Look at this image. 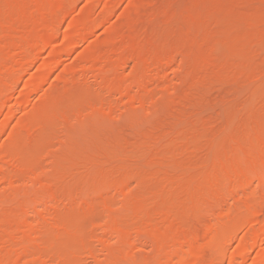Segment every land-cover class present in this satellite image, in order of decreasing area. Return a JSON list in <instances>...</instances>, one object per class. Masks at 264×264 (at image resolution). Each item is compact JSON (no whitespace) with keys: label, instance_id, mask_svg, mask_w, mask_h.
<instances>
[{"label":"bare ground","instance_id":"1","mask_svg":"<svg viewBox=\"0 0 264 264\" xmlns=\"http://www.w3.org/2000/svg\"><path fill=\"white\" fill-rule=\"evenodd\" d=\"M78 1L80 0H0V118H1L0 120H2L0 121V182L4 181L7 182L10 186L15 185L16 187L17 186L16 183L18 184V186H20L21 185L20 181H23L25 178H28L30 180L33 179L31 182L34 181L35 184L36 183L37 185L39 184L42 190L45 189L44 191L45 193L40 192L43 195H40L38 193V190H37L38 194L36 193V188L38 186L35 188L34 191L32 190L33 192L30 190L28 194L27 193H19V195L17 194L18 198H20L18 201L24 205H27V203H33L36 205L44 202V203H48L49 205L51 204L55 208H58L59 206L63 205L67 209L66 210L67 212H69V210L71 211L75 209V207L82 210V212L83 211L89 212L93 207L92 204L93 200H91L92 202L91 203L88 199H86V197L82 196L83 192L80 194L79 192L73 191V189H70L69 187L65 188L66 186L70 185V181H74V180L64 178L65 179L64 182L70 180L67 182L68 184L63 183L65 184L64 187V185L57 183L58 180L53 181L51 183L49 182L50 180H48V177L45 179L42 178L43 176L45 177L44 174L42 175L41 172H39L38 174L36 173L37 170L38 171L41 170L39 166L36 165L39 162L37 161L35 162L37 157L34 159L33 154L35 155L36 153L37 155H39L38 153L43 152L41 149L39 150L41 146L37 143L38 142L40 143V138L41 137L43 138V136H44L43 138L44 142L45 143L48 142L45 139L46 134L44 135V132L45 133L48 132L49 134H52L50 132L52 131V128L50 129L49 126H51L53 123L55 124V122H64L68 124V122L70 123V121L73 122V120L78 119V116L79 119L85 116L86 114L83 115L84 112L81 115L82 117L80 116V113L82 112L81 107H80L81 109L77 107V109H79L78 110L79 114L71 112L72 113L71 115L74 116H70L69 107L70 109H74L75 107H73L72 105V103L74 102L76 104L78 103L79 105H86V108H88L92 114L95 113L92 115L93 117L91 119H93L94 116L100 115L99 113H102L103 116L104 113L106 114L105 116L107 115L113 116L117 112V110L120 109V105L118 104L119 102L117 101L118 103H116L114 101H111L110 98L106 99V97H104V94L101 91H105L112 95L119 94L122 99H125V101L130 103L131 105L137 104L141 108H146V109L147 108L149 109L151 106L154 109L153 110L151 108V111H155V110L160 111V109H162V106L167 104L166 102L164 103V105H162L159 100L155 102V99L158 98L159 99L161 98V101H163V96L162 94L160 95L161 91L162 93L172 91L174 96H173V101L172 102L170 101V103H173L172 106L174 105L173 107H175L176 110L174 108L173 109L174 111H171L172 109H170L171 108L170 107L169 109L171 111V115L169 117L168 116L166 117L164 113L166 111H167L166 114L170 112L168 109L169 107L168 105H170L169 103L166 106H164L163 109L167 108L164 112H162L163 109L160 111L162 112V114H164L165 118L163 117L164 119H161L162 122L159 120L158 123H156L158 124L159 128H156L155 130H159L158 131L159 133H156L159 134V136L158 135L149 136L150 135L149 134L148 136H146L145 139V136L143 134L142 139L145 140L143 141L141 139L140 140L137 139L138 140L137 143L131 142L130 140H128V138L126 140L123 139L115 140V142L118 143V146H122L121 148L123 147L125 148L122 151L121 157L124 158V160L132 161L133 164L135 165L133 164L128 165V163L114 164V162L112 161L113 158L108 156V153L109 155H112L114 153V152H109L110 149L113 147L112 146L107 147L106 145L107 143H106L105 144L106 146H103L104 144L98 146L99 150H101L104 147L103 150L100 151L101 153L98 152L97 154L96 151L93 152L96 154L94 155L96 156V158L94 159L91 158V160L87 159L89 160L87 162H83L82 160L81 163L83 165L81 164L77 166V168L75 169L74 173H76V175L79 178H90V177H93L91 179L95 178V183H94L95 185L92 186L91 183L92 188L89 189V192L91 191L92 193V194L90 193L89 197L94 195L95 193L96 195L97 194L99 195L108 190H114L116 194H121V196L123 197L122 202L124 205V209L123 207H120V209L118 210V213H120V211L122 210L121 213H123V216L122 214L121 215L118 214V216L123 217L122 219H124L125 222L124 220L122 221L116 220V219H121V217L116 218L117 214L115 216H112L115 217L114 219L115 221L107 222L108 225L106 228H108V230H111L113 233H115L114 235L117 237V240L119 242L116 248H110V247L104 248V250L107 252V255L109 256L108 259H110V261L108 262L112 264L113 262L118 261L117 258L121 259L123 257L130 256L129 254L131 253V250H135V249L138 250V248L150 244L155 249L154 255L151 258H144L143 260L142 258L141 260L139 258V261L136 259L138 263L222 264L223 260L227 257L230 263H234L237 262L238 260L246 261L247 258L250 256L251 251L257 248L256 254H254L251 264H264V111H263L264 108L260 111L262 112V114H259L260 112L256 113L254 111L255 109L254 110L252 109V107L255 108V106L250 105L252 104L251 102L245 105L244 101L247 100L243 97L242 98L244 100L239 97L242 100L240 101V99L238 98L239 101L238 104L236 105L237 107L239 106L242 109L235 108V110L237 111L238 109L241 110L244 109L246 111L245 112L243 111V113L250 112V114H247L244 117H242L241 118L242 120L240 121L241 123L239 121H236V119L238 118L235 117L232 119L235 120L232 121L231 120V118L233 117L232 114L230 120L229 118H227L226 122H230L231 123L230 125L236 126L240 123L238 126H236L237 128L240 127L239 128L240 131L239 129L235 128L231 132L228 131L229 133H227L228 135H226V137L224 131L223 132L224 137L223 135L221 137L222 141L218 142V144L221 143L220 149L219 151H217V153H214L216 151L213 152L214 156H212V159H210L211 155L209 154V149L207 151H204L207 149L204 147V150L202 151L205 152V154L208 153L210 155L208 159L212 161L210 162V166L211 165L212 166L210 167L206 165L208 162L204 163L208 157L207 156L205 158L206 156L205 154H202L204 155L203 158H205V160L201 158L203 161L202 162L200 161L202 165H200L201 163L199 162L200 157L195 156L197 159H199L198 160V162L200 163L199 166L197 164L192 165L195 164L193 162L196 160V158L190 156L191 154H193L192 156L196 155L197 153L199 154L200 152L197 151L201 149V146L205 141V139L206 141H210L208 137L211 138L209 136L211 135V132L212 134L216 133V132L214 133V131H216L217 127L213 126L212 128L211 124L214 121L215 122L222 121V119L221 121L220 119H217L216 121L217 118L215 115L216 111L212 112V110L214 109L211 110V107H209V109L212 113L208 110L210 113L205 115V113H208L206 112L207 105L208 104L211 105V103L215 102L217 99V98L213 99L215 97H212L211 96L212 94H209L211 90L218 89L216 87L214 88V86H219L218 84H220V86L223 87L224 86L223 83L226 82H229L230 84L232 83L234 84L238 82L247 83V81H252L254 78L256 79L257 78L256 76H261L264 74V53H262L261 51L264 45V27H262L263 31H260L261 25H264V23H259L261 20L264 21V0H237V1L235 0V2H233L234 0H229L230 2L229 1L228 2L230 4L231 3L236 4L235 7L231 6L226 1L231 6L230 10L228 11H230L234 15V16L233 15H229V16L233 18L234 20L233 22L236 21L235 22L236 26L237 27L246 26L244 28L250 30L247 31L246 33L244 32L245 30L244 28H243L244 30L240 27L237 28L240 31L242 30V32L246 33L245 37L243 36L244 38L241 37L242 40L238 38L239 42L234 40L230 42L231 39L230 37H228L227 40L229 42L226 41L227 38L225 40L221 38L223 42L226 41L224 44L226 43L232 44V46L229 45V47L230 46L233 47L234 45L233 41L235 42V46L231 49L228 46L224 47V49L226 48L227 50H229L230 58L228 57V55L222 52L223 55L225 54L227 56L226 57L224 55L225 57H223L224 58L223 60L221 56L222 53L221 52L218 53V50L217 51L215 50L216 48L220 49L219 47L220 44L219 45L217 44L219 47L218 48L216 47L215 42H211L214 41L212 39L214 38L215 35L216 36L214 39H216L217 36L219 37V35L221 36V34L225 37L228 34L226 28L233 27L234 26L233 24H235L232 23V25H229L227 22L228 25L225 24L226 26H224L226 32L224 31L222 26L220 27L221 32L223 30L225 34L221 33L219 29H218L219 31H217L220 32L219 35L216 34L215 30L217 26L214 25H217L216 24L217 22L214 21L215 20L218 21L219 19L221 20L224 13L227 12L223 7L220 9L221 10L223 9L224 13L221 10L217 9L219 8V6H221V4L223 6V4L226 3V2L224 3L223 0L221 1L219 0L220 2L217 0L219 2V5L218 2H216L217 5L215 6H213L214 4H216L214 3L215 2L214 0H206V1L190 0L192 3L191 5L195 4V7H197L198 5L200 6H198L199 7L198 10L197 8L190 7L188 8V12L187 10L183 11L185 12L183 13L184 16L182 15L184 21L190 20L188 22L185 21L184 24L188 23V25L189 24L191 25L192 22L194 21L198 22L197 27L199 28L196 27L197 29L195 30L196 31L198 30L199 32L193 30L195 32H193V34L191 33L192 36L188 37L187 40H185V38L187 37L186 34L183 35V33L180 35L177 32L176 34L178 36H173L175 38L179 37V39L180 36L183 37L186 36L184 38L186 43H184L185 41H183L182 38L181 39L183 42L181 43L179 42L181 39L180 40L178 39L179 41L176 40L171 42L173 39L170 40L171 38H168L165 39V42L166 41H170V42L169 44L168 42L166 44L165 42H162L164 41V39L161 38L162 36L159 35L161 34L159 32H158L159 34H157V37H155L156 36L155 33H157L156 31L161 30L160 28L164 29V26H168V27L170 25L174 26L178 21H179L178 23L180 24L181 22L183 23V21L181 20L182 17L178 19L174 14L173 16L172 15L163 16L162 22H164V24L166 25H163V27L158 26V28L156 26L155 27L153 26L154 28H156L155 29L156 31L154 30L155 40L152 38L153 36H150L151 40L154 43L152 47L151 44L150 47H148L150 38L149 37L147 38V35L149 36L147 30L149 32L150 28L146 29V31L144 30V28L148 25V24L146 25V23L152 20L154 16L157 15V13L159 14L160 10H156V11L154 10L155 9L154 3L157 4V2H154L153 0H150L151 2L148 0L149 4L152 3V1L154 2L153 7L151 4L150 5L148 4L150 7L154 8L153 10H151L150 7H149L150 10L149 8H147L148 9L147 10L146 7L141 8L140 6H143L145 4L142 3L146 2L147 0L146 1L139 0L137 1V3H135V6L132 5L133 3L131 5L128 3L131 7L129 8L128 11H126L127 13L125 12L124 16L122 15L123 13L121 14V17L125 18V19L123 18L125 23L129 24L130 26L128 27L127 25L124 24L127 28H130V29L125 28L127 30V31L125 30V32L127 33L129 31H133L132 29L134 28V30L137 31V34L136 32L133 31L134 32V34H132L133 36L130 34L132 36L131 38L128 36H122L123 35L122 32H124V27H125L123 25L124 27L123 26H122L123 28L120 27L121 30H119L121 32V34L119 33L121 36L120 39L118 38V33H117L119 31H113L115 32L114 34L113 32L112 34L111 32H109L111 36L112 37L115 36L114 38L116 39L112 38L108 46L110 48H108L106 52L103 50V48L99 49L101 47H99L98 44H95L98 49L96 48V46H94L95 49L93 48V50L95 51L92 50V52L89 53L86 52V48H85L83 49L85 51L84 52L85 54L81 55L82 59L80 58L79 60L78 58L79 55L77 54L78 56L76 55V57L78 58L79 61L74 57L76 59L74 63L68 62L70 63L71 67H69V65L67 64L68 68L62 71L63 67H65L63 66L65 65L63 63L67 60V59L64 60V56L67 53H69V51H73L74 48H76L82 42L90 38V35H93L96 32L95 29L101 26V23L104 24L105 21H108V19H110L109 18L110 16L112 18L113 10L116 9V7H118L120 4H122L121 2L124 0H113V1L111 0L109 2L108 0H86L89 6H93L95 4L98 5L102 3L103 6L101 10V15L99 17H97L96 15V18L86 17L82 15L84 19L81 17V13L79 17H76L78 15L76 16L74 15L76 18L71 17L72 19L71 20L69 19L70 20L69 26L67 25L69 27L68 29L69 31L65 32L66 34H64L61 37L62 39L60 41H56L55 43V39H59L56 33L59 32V28L63 25L64 22H66L65 20L70 17V14L73 10L72 8L75 5L77 6V4L79 3ZM167 1L171 3L172 0H163L162 5L165 4V6H167L169 4V3L168 4L165 3ZM210 2H211L210 4L211 7L208 4ZM237 4H239L238 5L239 8L241 7L244 8V6L246 5L245 6L246 11H244L245 8L244 9L241 8L242 10L241 9L239 10V8L237 9L236 8L238 7ZM148 5L146 4L147 7ZM162 5L160 6L162 7ZM204 5H208L209 7L208 6L206 7ZM229 5L224 7L226 8L230 7ZM201 6L204 7V9L201 8ZM232 7L237 10L232 11L233 10ZM157 8H159V6ZM208 8L209 11L207 12L206 9L208 10ZM133 9L134 10L136 9L135 11H139V12L135 13L134 11L133 13L134 15H133L131 13L133 12ZM191 9H196L197 12L199 10L200 11L198 12V14H196L197 12H194V10ZM257 10L259 12H257ZM190 11H192V13L194 14H192ZM188 13L189 16L187 15ZM226 14L228 15V13ZM229 16H225L226 19L224 17L222 19L229 21L230 18ZM186 17L188 18L186 19ZM130 20H131V24L128 23V21ZM225 20H221V21L224 22ZM209 21L211 22L213 21L215 24ZM208 23H211L209 25H211V27H215L213 28L215 30H211V28L209 30L206 29L209 27ZM132 24H134L133 27ZM135 24H137V26ZM204 24L206 25L205 26L206 28L204 27ZM237 24H241V25L238 26ZM134 26H136L137 28L139 27V29L141 28L140 30H144L145 35L147 33L146 35L147 41L144 40L145 35H142L144 39L139 38V36H137L144 33L140 32V34H138L139 30L135 29ZM110 27H112V29L110 28L111 30L119 29L117 26H116L117 28H113V26L111 25ZM148 27L149 26H147V28ZM237 29L235 32L239 31ZM200 30L201 32L204 31L205 32L204 34L206 35H202ZM212 31H215L213 32L215 33L214 36H212L211 33ZM196 33L197 34L200 33L198 34L200 38L201 37L203 38V36L209 37V34H211V38L212 37L213 38L209 41V43H207L209 39L207 40L204 37V39L206 40V41L204 40L206 42V45H204L205 43H202L204 41H202L198 36H197L198 38L194 36ZM236 35L238 34L236 33ZM140 39L144 40L143 42L145 44L147 43L146 44L147 47L145 45L139 44L141 42L138 43ZM197 39L198 42L201 40V42L199 43H201L204 46H207L208 44L209 46L211 45L209 48L214 50V51L212 50V52L218 54L216 55L214 53L215 54L214 56L212 52H211L212 54L209 52L211 51V49H209L208 51L207 50L208 47H207L206 52H209L210 54L207 55L206 53L207 56L206 55L203 56L199 52L201 51L199 50L200 48L202 49L201 51L202 53H204L203 51L205 50V49L203 50L204 46H202L201 44H199L200 48L197 49V51L198 50L199 51L196 52L195 50V52L197 53L196 54L193 51L195 48H198L199 46L196 45L198 44L196 42H195L196 44L193 43L195 47L191 44L192 46L191 50L194 53L190 51L189 50L190 44H188L189 47L187 48L188 41L190 43V42H194L193 40L197 41ZM114 40L115 42H113ZM158 40L160 41V43L162 42V45L161 44L160 46L158 45L159 43ZM152 41H150V43ZM137 44L139 45L138 47ZM156 45H158V47H156ZM223 46H221V48H223ZM139 47L141 48L144 47L145 49L141 50ZM133 48H138V49H135L134 51L132 50ZM45 50H49L48 51L49 53H48V57H46V55L44 56L46 58V59L44 58V61L41 59L42 64L40 65V67H38L40 69V73L38 72L37 75L35 76L31 75L30 78H28V80L26 79L25 87H24L25 89L22 90L23 88L22 87L21 88L22 91L13 94L12 91H14L15 89L14 86H16L19 79H21L22 77L21 74L25 73L28 68L34 65L39 60L40 56H42V53ZM100 50L103 52H100ZM227 50L226 52H228ZM243 50L245 51L247 50L246 52H248V54L244 52L241 54ZM133 52H137V54ZM72 53H74V51ZM218 55L219 57L221 56L223 61L229 58L228 62L225 61L224 63H222L223 61L220 60L221 58L218 57L217 59L216 56ZM243 58H246L244 60H246L247 62L244 60H240ZM132 59H134L133 60L134 62L135 61L138 62L140 67H142L141 68L142 71H139L140 69L138 68L139 66L137 67L138 65L137 64L135 65L138 68V69L136 68L137 72L135 73L133 72V74L128 78H124L121 76L120 77L114 76V78L113 76L110 77L112 74H109L108 72H111L116 67L123 66L128 60H132ZM240 61L242 62V65ZM247 63L249 64L252 63L254 67L251 66L252 68H250L249 67L250 65ZM132 66L134 67V65ZM170 70L173 71V74L174 71L178 73L177 75L178 77L176 78H178V81H180L181 84H178L180 87L175 84L176 86H178L176 87V89L173 87L175 86L173 85L174 83L167 76V72ZM79 72L87 75L91 73L94 75L96 79H98V81L101 80L100 82L101 89H98V91L94 93L92 91L93 89L92 90H90V88L85 89L82 83H81L82 86H80V83L77 82L78 79L77 75L79 74ZM53 78L60 79V81H62L65 85V87L62 86L61 88L60 86L63 84L61 83V85L59 86V90H57L58 87L54 88L55 95H53L54 92L52 94L53 91L52 89L49 88L50 89L49 90L45 86L48 80L50 79L53 80ZM79 82H81L80 79ZM45 87L50 92L46 91L47 89L43 90ZM260 90H262V88ZM44 91L46 93H49V95L46 94L48 98H45L46 96H44L42 97L44 99H42L41 97H39L40 95H42L39 92H43V95H45ZM57 91H59L60 94ZM158 91H159V95L162 97H159L158 95L156 98V93ZM260 92L262 95L259 93V90L257 94L254 93L255 99H257L260 96L262 97L264 96V94L262 93L264 92V90ZM37 93L40 94L37 97V99H42V100H40V102L38 103H33L34 105H32L31 107L32 109L27 112V110L24 107H26L29 103H31L30 102L31 97ZM254 94L252 93L250 95L251 98ZM171 96L172 95H170V97L169 95L165 96L167 97L166 100L171 98ZM262 97L258 99L259 102L261 103L259 104V106L262 105V107H264L263 105L264 100H262L264 98ZM218 99H217L218 101H216L217 103H219V101L222 98H218ZM253 99L251 101H255ZM167 101L169 102V100ZM154 103H156L157 106ZM71 105L73 108L71 107ZM221 105L223 106V104ZM7 107L9 108L7 109ZM21 109H23L26 113L24 114L23 110L22 113H20L19 110ZM215 110H217V108ZM95 111H98V113H96ZM219 112L222 111L220 110ZM216 114L219 115V113ZM228 114L230 115V112ZM96 118L97 117H95V119ZM209 118H212L211 119L212 123L210 122V120H208ZM238 120H240V117ZM222 124H223L222 122L219 123L218 127L220 129H222V127H225L223 129L231 127L229 125L228 127L222 126ZM164 127L168 128L167 130H169V133L168 132H162V134L160 133V130L163 129ZM219 128L217 129L218 131L220 130ZM153 129L154 127L152 128V131H154ZM164 129L163 131L166 130ZM219 132H218V136H219L218 139H220L221 136L219 134L220 133L222 134V132L220 133ZM152 134L154 133L152 132ZM22 135L27 136V138L24 137V139H26L31 146L34 145L32 147L34 151L33 150L30 151L31 149L29 147L26 148V146L23 147L22 145H20L21 144L20 140L23 139L21 137ZM7 136H10L14 140L15 138L17 139V137H19L16 144L17 146L12 141V145L14 144L15 148L14 147L12 148L11 142L9 143L11 146H9L7 142L5 144V141H4L5 145L1 144L2 137H7ZM48 136L46 135V137ZM216 137L214 136V138ZM214 138L212 137L210 143H208L207 146L205 144L204 145L208 147V145L211 144L212 142L211 146L215 144L213 147L215 149V147L217 146L216 143L218 139H216L214 143ZM18 141L20 142V144ZM100 142L103 143L104 141H100ZM111 144L112 143L108 145ZM229 144L231 146H229ZM112 145L117 147L116 143L115 144L113 143ZM228 146L229 147L235 146V147H233V151H232L231 150L232 148H228ZM21 148L25 149L26 156L28 154L30 156L29 155H28L29 157L23 156L24 158L22 159L19 153ZM34 148L37 150H35ZM47 148L48 147H46V150H48ZM213 148L212 151L214 150ZM216 148H218V146ZM178 149H180V151H182V149H185L183 150L182 154L186 152V150L188 154L186 153L187 154L186 155L184 153V155L186 156L184 155L182 156V154H180V151ZM221 150L222 153L224 151L227 153L229 151L233 153H231V155H229L230 153L223 154L224 156L221 159H224L225 155H229L228 158L230 159L227 160V158H225V160L221 162V159L219 158L221 163L218 164L219 160H217V158L216 160H214V158L216 154H218ZM103 151H106V153L102 155ZM173 153L177 155L174 156ZM115 155L116 154H114V156ZM185 158L186 159L189 158V160L185 161L186 160ZM24 159H27L28 162H32V163L29 164ZM31 159H34V161H32ZM175 159L176 160L179 159L178 162L175 161ZM180 162L183 163L181 164ZM185 163L188 165H186ZM32 164H34V166ZM170 164L171 165L174 164L175 168H177V166L179 167L180 165H184V166L186 165L187 168L188 167L190 169L192 168L191 169L192 171L188 172L189 168L185 169L182 168L184 166H180V172L182 175L177 174L179 168H177L175 171L174 168H172L173 166L171 167ZM203 166L205 169H203ZM207 166L211 168L209 169L210 171L203 172L204 170L205 171L208 170ZM182 170L184 171L187 170L185 172L189 173V175L192 177L189 178V175H187L186 173H184L186 174V176H183L184 174L182 172L184 171ZM193 171H195L196 173H194ZM201 172H203L204 174ZM55 173L57 174V172ZM64 173L62 174L64 175ZM180 175L181 177L182 176L184 177L183 182L181 181L182 180L181 177L178 178V176ZM50 177H54V176H49V178ZM56 177L58 176H55L54 178L56 179ZM54 178H51V180H53ZM43 179L44 181H48V182H44ZM131 179L132 180L136 179L137 182L139 181L141 185L140 187L141 188L143 187V189L140 188L141 189L140 191L137 192L135 191V193L132 192L129 193L127 191V186ZM252 181L254 182L256 181L258 184L255 190L250 189L253 183ZM18 182L20 183V185ZM179 182L183 185H185L186 183H190V182L191 183L186 184V186H181ZM74 184H78V180L75 181ZM43 186L45 187L43 188ZM80 189L82 190V188ZM85 190L84 191L87 192L86 194L88 195L89 194L88 188H86ZM104 201H105L104 205L106 206V209H108V211L112 210L115 207L114 204L115 202L113 199H105ZM11 203H17V202H11ZM11 203L10 204L7 203L8 204L7 205L5 202L6 206H11ZM5 204H3V206ZM125 205L127 209L128 207L132 209L128 217H124L125 216L124 213L127 211V209H125ZM131 206L133 207L135 206V207L133 208ZM190 206H193V208L194 207L197 208V210H194L196 211V213L193 211L195 213L193 218L200 213V212L198 213L199 210L200 211L203 210V212H206L205 214H202L204 216H206V214H209L208 212L209 210L214 211V213L217 211L218 208L219 210L215 214L213 212H210V214L207 215L208 217L206 216L208 220V221L206 220V222H202L204 219H206V217L204 218L202 216L203 217L202 218L200 216L199 218V216H197L196 218L201 220V222H198L199 221L198 220L197 222H189V225H187L186 222H184L183 220V216H185V214H182L183 212L181 211L182 213L181 215H179L180 213L178 212L181 209ZM1 208L3 209L2 205L0 206V209ZM215 208L217 209L215 210ZM18 209L20 210V208ZM25 209L27 208H24V212L27 211ZM115 209L116 208L113 209L114 212H111V214L115 213ZM123 210H125V212H123ZM174 210L175 211L179 210V211L175 212ZM3 211L2 210L0 211L1 212L0 264H78V258L82 252L93 253L89 239L77 232L78 230L76 227L80 226L82 222H80V224L78 222L75 223L74 220L75 218L70 219L69 216L66 215L67 213L63 214V212L62 213L58 212L56 213L57 215H53L54 217L51 219H47V220L44 219L41 222H34V221L28 222V218L26 215H24V213L18 215L15 211L14 212L16 214H14V212L10 210H8L9 212L7 213H3ZM72 212L74 213V210ZM153 213L156 214L155 218L154 216H152ZM212 213L213 215H211ZM131 214H133L132 217L130 216ZM23 216L27 219H24ZM209 216L211 217L210 220L208 219ZM129 217L132 218L133 220L132 222H126V220L130 221L131 218ZM82 218L84 217L82 216ZM197 219H195V221ZM251 223H255L257 225L254 226ZM76 224H78V226H76ZM248 225H252V227L249 226V230H247L246 228V226ZM242 229L243 231L244 229H246V231H244L245 234L243 233L244 235L238 239L236 243L237 245L234 247L233 251L232 252L230 251L229 254H227L228 252L224 253L223 251L225 250L224 246L228 245L226 243L233 241L236 235ZM141 237L142 238L144 237V239H142ZM104 243L108 245L107 242ZM123 260L125 261L126 258Z\"/></svg>","mask_w":264,"mask_h":264},{"label":"rangeland","instance_id":"2","mask_svg":"<svg viewBox=\"0 0 264 264\" xmlns=\"http://www.w3.org/2000/svg\"><path fill=\"white\" fill-rule=\"evenodd\" d=\"M109 1H111V0H108V2ZM113 1V0H112ZM125 1V2H124ZM124 1H122L121 3L122 4H120L118 7H116V9H114L113 10V14H112V18H111V16L109 17L110 19H108V21H105L104 22V24L103 23H101V26H99V27H97L96 29H95V33L93 34V35H90V38H88L87 40H85L84 42H82L80 45H78L76 48H74L73 49V51H74V53H72L73 51H69V53H67L65 56H64V60L65 59H67L65 62H67V63H63V64H65V65H63V66H65V67H63V70L62 71H64V69H66V68H68L67 67V64L69 65V67H71L70 66V63H74L75 62V60L77 59L78 60V58H79V60H80V58L82 57L81 55L82 54H85L84 52V50L83 49H85L86 48V52L87 53H89V52H92V50H93V48L95 49V47L94 46H96L95 44H98L99 45V47H101V48H99V49H102L103 48V50L106 52L107 50H108V48H110V47H108L109 46V42L112 40V38H114V37H112L111 36V34H112V32L113 31H119V30H121V28H123L125 25H127L128 27H130L129 26V24H126L125 23V21H124V17H121V14L124 16L125 15V12L126 11H128L129 10V8L131 7L130 5L132 4L133 6H135V3H137V1H139V0H124ZM136 1V2H135ZM141 1V0H140ZM146 1V0H145ZM150 1V0H149ZM157 2V4H158V6H159V8H157L158 6H157V4L156 3H154V2ZM152 1V3H150L151 5H152V7H153V3H154V6H155V9L154 8H152V7H150L149 5V2H148V0L146 1V2H143L142 4H144L143 6H140L141 8H144V7H146V9L147 8H151V10H160L159 11V14L157 13V15L156 16H154V18L152 19V20H150L148 23H146V25L147 26H149L148 28H147V26L144 28V30L146 31V29H149V32H148V30H147V33L149 34V36L147 35V33H146V35H147V38L149 37L150 38V41H152L151 40V37L150 36H153L152 38L155 40V37H157V34H159V33H161V34H159V35H161L162 37V39H164V41H162V42H165V39H168V38H171L170 40H172L171 42H173V41H176V40H178L179 39V37L178 38H175V37H173V36H178L176 33L178 32L180 35L183 33V35H185L186 34V38L185 37H183V36H180V39L182 38L183 39V41H185V40H187L188 39V37H191L192 36V34H193V32H195L196 30L195 29H197V28H199V27H197V25H198V22H196V21H194V22H192V24L189 26L188 25V23H186V24H184L185 23V21H184V19H183V13H185V12H183L184 10H187V12H188V8H192V7H194V8H197V10H198V6H200V5H198L197 7H195V4H193V5H191L192 3H191V1L190 0H172L171 1V3L170 2H165V3H169L167 6H165V4L164 5H162L163 3H162V1H160V0H158V1H156V0H153ZM194 1V0H193ZM192 1V2H193ZM206 1V0H205ZM215 2L214 3H216V2H218L217 0H214ZM221 1V0H220ZM219 1V2H220ZM224 1V3L227 1H229V0H223ZM237 1V0H236ZM79 3L77 4V6L75 5L72 9V12H71V14H70V17L69 18H67L65 21L66 22H64L63 23V25L59 28V32H57L56 34H57V37H59V39H55V43H56V41H60L62 38V36L64 35V34H66L65 32H68L69 30V22H70V20L73 18V17H75L76 15H78V16H76V17H79V15H80V13H81V17L84 19V17L83 16H86V17H95L96 18V15H97V17H99L100 15H101V10H102V6H103V4L102 3H100V4H95V5H93V6H89V4L86 2V0H80V1H78ZM86 2V3H85ZM107 2V1H106ZM124 2V3H123ZM151 2V1H150ZM189 2H190V4H189ZM219 2H218V5H219ZM225 3V4H227V5H229L230 3V1L228 2V3ZM232 2V1H231ZM233 2H235V0L233 1ZM130 5H129V4ZM160 3V4H159ZM213 3V2H212ZM213 3V4H214ZM221 3H223V2H221ZM220 3V4H221ZM237 3V2H236ZM146 4L148 5V7L146 6ZM207 4V3H206ZM209 4V6L211 7V2L210 3H208ZM225 4H223V6H222V4H221V6H219V8H217V9H219V10H221L220 8H224L227 12H223V9L221 10L223 13H224V15L222 16V18L224 17L225 19H226V17L225 16H229V15H233V13H231L230 11H228V10H230V8H231V6H233V7H235L236 6V4H230L229 6L230 7H224V6H227V5H225ZM160 5H162V7L160 6ZM202 5V4H201ZM215 5H217V3L216 4H214L213 6H215ZM239 4H237V6H238ZM157 6V7H156ZM163 6H164V8H163ZM203 6V5H202ZM201 6V8H203L204 9V7H202ZM204 6H208V5H204ZM208 6V7H209ZM243 6V5H242ZM246 6V5H245ZM245 6H244V8H245ZM261 6V5H260ZM140 7H139V9H140ZM161 7V8H160ZM205 7V8H206ZM218 7V6H217ZM232 7V8H233ZM125 8H127V9H125ZM150 8H149V10H150ZM181 8V9H180ZM187 8V9H186ZM215 8V7H214ZM237 9L239 8V6L238 7H236ZM241 8H243V7H241ZM241 8H239V10L241 9ZM243 8V9H244ZM82 9V10H81ZM237 9H234L233 8V10L232 11H236ZM247 9H248V7H247ZM125 10V11H124ZM132 10V9H131ZM136 10V9H135ZM134 9H133V12H131L132 14L134 13V11H135ZM138 10V9H137ZM142 10V9H141ZM148 10V9H147ZM174 10V11H173ZM180 10V11H179ZM190 10V9H189ZM191 10H194V12H197V10L196 9H191ZM196 10V11H195ZM238 10V11H239ZM242 10V9H241ZM115 11V12H114ZM162 11V12H161ZM181 11H182V13H181ZM200 11V10H199ZM198 11V12H199ZM206 11L208 12L209 11V8H208V10L206 9ZM244 11H246V8L244 9ZM248 11V10H247ZM255 11V10H254ZM121 12V13H120ZM136 12H139V11H135V13ZM164 12V13H163ZM186 12V13H187ZM191 13H192V11H190ZM198 12L196 13V14H198ZM257 12H259L258 10H257ZM76 13V14H75ZM127 13V12H126ZM181 13V14H180ZM201 13V12H200ZM226 13H228V15L226 14ZM230 13V14H229ZM249 13V12H248ZM167 14V15H166ZM173 14L179 19L180 17H182V21H183V23L181 22V24L180 23H178L177 21V23L173 26V25H170L169 27L168 26H164V29L163 28H160L161 30H159V31H156L155 29L156 28H154L155 26L158 28V26H162L163 27V25H166V24H164V22H162L163 21V16H173ZM180 14V15H179ZM192 14H194V13H192ZM75 15V16H74ZM83 15V16H82ZM93 15V16H92ZM134 15V14H133ZM132 15V16H133ZM161 15V16H160ZM183 15V16H182ZM188 16H189V13L187 14ZM187 15H185V16H187ZM234 16V15H233ZM72 17V18H71ZM75 17V18H76ZM85 17V18H86ZM230 17V16H229ZM82 18H80V19H82ZM124 18V19H123ZM176 18V19H177ZM188 17H186V19H187ZM221 18V20H225V19H222ZM70 19V20H69ZM231 19V20H230ZM69 20V21H68ZM156 20V21H155ZM159 20V21H158ZM220 19L218 20L219 21V23H218V21H214V22H217L216 24L217 25H214V26H217V28H216V30L215 29H213V28H215V27H211V25H209V24H211V23H214L213 21L211 22V21H209V22H211V23H208V28H206L205 26V24H204V27L206 28V29H210L211 28V30H215L216 31V34H218L219 35V33L221 32V26L223 27V29H224V26H226L225 24H227V22H228V24L229 25H232V23H235V22H233L234 20H233V18L232 17H230L229 18V21L228 20H225L224 22H222ZM165 21V20H164ZM188 21H190V20H188ZM188 21H186V22H188ZM121 24H120V23ZM126 22H127V20H126ZM154 22V23H153ZM156 22V23H155ZM158 22V23H157ZM226 22V23H225ZM239 22V21H238ZM128 23H130L131 24V20L130 21H128ZM161 23H163V24H161ZM189 23H191V22H189ZM259 23H264V21L263 20H261ZM125 24V25H124ZM215 24V23H214ZM224 24V25H223ZM227 24V25H228ZM244 24V23H243ZM68 25V26H67ZM110 25L111 26H113V28H119V29H114V30H111L112 29V27H110ZM124 25V26H123ZM133 25L134 24H132V27H133ZM136 26H137V24H135ZM141 25V24H140ZM180 25V26H179ZM195 27H194V26ZM213 25V24H212ZM234 26L233 27H227L226 28V30H227V35L224 37L222 34H221V36L219 35V37L217 36V38L216 39H214L215 38V36H214V34L215 33H213V32H215V31H212L211 33H212V36H214V38L212 39L211 38V34H209V37L207 38L206 36H203V38L201 37H199L198 36V34H200V33H196L194 36H196V38H200L202 41H204L205 39H209L208 41H207V43H209V41L212 39V40H214V41H211V42H215L216 43V47H218V45H219V47H220V49H215L216 51L218 50V53L219 52H224L226 55H228V57H229V50H227L226 48L224 49V47H229V45H231L232 46V44L230 43V44H228V43H226V44H228V45H226V44H224L227 40H228V37H230L229 39H230V42H232V40H234V41H238L239 39L240 40H242V38H244L245 37V35H246V33H247V31H250V30H247L246 28H244V27H246V26H239V25H241V24H237L240 28H244L243 30H244V32H246V33H244V32H242V30L240 31L239 29H237V28H239V27H237L236 26V23L235 24H233ZM245 25V24H244ZM259 25V24H258ZM67 26V27H66ZM117 26V27H116ZM123 26V27H122ZM136 26H134L135 27V29H138L139 31V33L138 34H140V32L141 33H144V34H140V35H137V36H139V38H143L144 39V37H145V39L144 40H146L147 41V39H146V35H145V32H144V30H140L139 29V27L137 28ZM138 26H139V24H138ZM142 26V25H141ZM152 26V27H151ZM154 26V27H153ZM172 26V27H171ZM121 27V28H120ZM171 27V28H170ZM191 27V28H190ZM197 27V28H196ZM219 27V28H218ZM236 27V28H235ZM262 27H264V25H261V28H260V26H259V28H260V31H263L262 30ZM111 28V29H110ZM125 28H127L126 26L124 27V32H122L123 33V35L122 36H128V37H132L133 35L132 34H134V32H136V34H137V31H135L134 30V28L132 29L133 31H129V32H125ZM127 29H130V28H127ZM166 29H168V30H166ZM170 29V30H169ZM204 29V28H203ZM220 30V32H217V31H219ZM232 29V30H231ZM235 29V30H234ZM236 29L237 30H239V31H237V32H235L236 31ZM65 30V31H64ZM154 30L157 32V33H155L156 34V36L154 37ZM158 30V29H157ZM175 30H177V31H175ZM182 30V31H181ZM193 30H195V31H193ZM205 30V29H204ZM226 30L224 29V31L226 32ZM123 31V30H122ZM127 31V30H126ZM143 31V32H142ZM150 31H151V33L153 34H151L150 33ZM223 30H222V32L221 33H224L225 34V32H224ZM98 32V33H97ZM109 32H111V34L109 33ZM159 32V33H158ZM171 32V33H170ZM196 32H199L198 30L196 31ZM200 32H201V30H200ZM208 32V31H207ZM206 32V33H207ZM233 32H235V33H233ZM253 32V31H252ZM115 32H113V34H114ZM118 33V38L120 39L121 38V36H120V34H121V32L119 31V32H117ZM120 33V34H119ZM192 33V34H191ZM205 32L204 31H202L201 32V34L202 35H206V34H204ZM236 33L238 34V35H236ZM250 33V32H249ZM55 34V35H56ZM125 34V35H124ZM132 36H131V35ZM151 34V35H150ZM171 34V35H170ZM176 34V35H175ZM59 35V36H58ZM142 35H145L144 37L142 36ZM169 35V36H168ZM208 35V34H207ZM230 35V36H229ZM232 35V36H231ZM98 36V37H97ZM198 36V37H197ZM244 36V37H243ZM116 37H117V34H116ZM173 37V38H172ZM204 37H205V39H204ZM242 37V38H241ZM95 38V39H94ZM111 38V39H110ZM160 38V37H159ZM174 38H175V40H174ZM184 38H185V40H184ZM221 38H223L224 40L226 39V41L225 42H223V40L221 39V41H220V39ZM239 38V39H238ZM114 39H116V38H114ZM157 39V38H156ZM179 39V40H180ZM182 39L179 41L180 43L181 42H183L182 41ZM190 39H192V38H190ZM235 39H237V40H235ZM91 40V41H90ZM118 40V39H117ZM116 40V41H117ZM139 40V39H138ZM144 40H141L140 39V41H138V43L139 42H141V43H139V44H141V45H145L146 46V44L143 42ZM201 40L199 41V42H201ZM150 41H149V46L148 47H150V44H151V47H152V45L154 44L153 43V41L150 43ZM159 41V40H158ZM191 41V40H190ZM194 42H190L189 43V41H188V43H187V45L188 44H190V47H189V45L187 46V48L189 47L190 49V51H192L191 50V44L194 46V44H196V43H198V44H196L197 46L199 45V44H201V43H199L198 42V39H197V41H195V40H193ZM206 41V40H205ZM202 42V43H205L204 45H206V42ZM233 41V47L235 46V42ZM93 42V43H92ZM113 42H115V40L113 41ZM162 42L160 43V41H159V43H158V45L160 46V44L162 45ZM167 42H168V44H169V42L170 41H166L165 43L167 44ZM196 42V43H195ZM210 42V43H211ZM227 42H229V41H227ZM239 42V41H238ZM54 43V44H55ZM103 45H102V44ZM143 43V44H142ZM184 43H186V41L184 42ZM194 43V44H193ZM223 43V44H222ZM59 44H61V43H59ZM83 44V45H82ZM156 44V43H155ZM218 44V45H217ZM239 44V43H238ZM240 44H241V41H240ZM239 44V45H240ZM56 45V44H55ZM140 45V46H141ZM158 45H156V47H158ZM164 45V44H163ZM202 45V44H201ZM204 45H202V46H204ZM224 45V46H223ZM226 45V46H225ZM139 45L137 44V47H138ZM144 46V47H145ZM155 46V45H154ZM211 46V45H210ZM209 46V44L207 45V46H204V48H203V52L205 53H202L201 51H202V49L200 48V45L198 46V48H195L193 51L195 52V50H196V52H198L199 50H201V51H199L200 52V54H202L203 56L204 55H206V53H207V55H209L211 52H212V50L213 49H211V48H209L210 47ZM221 46H223V48H221ZM229 47L230 49L231 48H233V47ZM58 47H59V45H58ZM144 47H139L141 50H143V49H145ZM147 47V46H146ZM195 47V46H194ZM193 47V48H194ZM208 47V48H207ZM214 47V46H213ZM212 47V48H213ZM218 47V48H219ZM96 48H97V46H96ZM105 48V49H104ZM200 48V49H199ZM206 48H207V50L209 51V49H211V51H209V52H206L207 50H206ZM98 49V48H97ZM135 49H138V48H133L132 50H134L135 51ZM197 49H199L198 51H197ZM81 50V51H80ZM140 50V51H141ZM224 50V51H223ZM226 50L228 51V52H226ZM49 50H45L43 53H42V56H40V58H39V60L34 64V65H32L30 68H28L27 69V71L25 72V73H23V74H21L22 75V77H21V75H20V77H21V79H19V81H18V83L16 84V86H14V91H12V93L14 94V93H17V92H20V91H22V90H24L25 88V82H26V79L28 80V78H30V76L31 75H37V73L39 72L40 73V69L38 68V67H40V65L42 64V60L44 61V56L46 55V57H48V52ZM93 51H95V50H93ZM97 51V50H96ZM192 51V52H193ZM214 51V50H213ZM247 51V50H246ZM245 50H243L242 52H241V54L244 52V53H247L248 54V52H246ZM262 53H264L263 51H264V45H263V48H262ZM99 52V51H98ZM100 52H103V51H101L100 50ZM139 52V51H138ZM191 52V53H192ZM193 52V53H194ZM195 52V53H196ZM81 53V54H80ZM133 53H135V54H137V52H133ZM192 53V54H193ZM213 53V52H212ZM211 53V54H212ZM215 53V52H214ZM213 53V55L215 56V54L217 55L218 53H215L214 54ZM221 53H220V55H221ZM261 53V54H262ZM44 54V55H43ZM71 54V55H70ZM79 56H78V55ZM197 54V53H196ZM199 54V53H198ZM224 54V55H225ZM247 54H245V55H247ZM67 55H69V56H67ZM76 55L78 56V58L76 57ZM195 55V54H194ZM202 55H199V56H202ZM206 55V56H207ZM223 55V53H222V58L223 57H225ZM67 56V57H66ZM196 56H198V55H196ZM221 56L219 57V55L218 56H216L217 57V59H218V57L219 58H221ZM66 57V58H65ZM69 57V58H68ZM76 59H75V58ZM227 57V56H226ZM222 58L220 59V60H222ZM230 58V57H229ZM228 58V59H229ZM42 59V60H41ZM46 59V58H45ZM82 59V58H81ZM228 59H225V61L226 62H228ZM244 59H246V58H243V59H240V60H244ZM69 60V61H68ZM78 60V61H79ZM134 59H132V60H128L123 66H119V67H116L114 70H112L111 72H108L109 74H112L110 77H112L113 76V78H114V76H121V77H124V78H128L129 76H131L132 74H133V72L135 73V72H137V70H136V68L138 67L140 70L139 71H142L141 70V68L142 67H140V65L138 64V62H134L133 61ZM223 60H224V58H223ZM222 60V61H223ZM225 61H223L222 63H224ZM244 61H246V60H244ZM243 61V62H244ZM68 62H70V63H68ZM77 62V61H76ZM81 62V61H80ZM241 62V61H240ZM247 62V61H246ZM258 62V61H257ZM79 63V62H78ZM76 64V63H75ZM138 64V65H137ZM247 64H249V63H247ZM74 65V64H73ZM78 65H80V64H78ZM132 65H134V67L132 66ZM135 65H137V67L135 66ZM241 65H242V62H241ZM250 66V68H252V67H254V65L252 64V63H250L249 64ZM245 66V65H244ZM252 66V67H251ZM133 67V68H132ZM247 67V66H246ZM135 68V69H134ZM137 68V69H138ZM226 68H227V66H226ZM34 69V70H33ZM136 70V71H135ZM80 72H82V71H80ZM79 72V74L77 75L78 76V79H77V82L78 83H80V86H84V88L85 89H87V88H90V90H92L94 93H96V91H98V89H101V85H100V82H101V80H99L98 81V79H96L95 77H94V75L93 74H91V73H89L88 75L87 74H82V73H80ZM219 72V71H218ZM169 73V74H168ZM28 74V75H27ZM87 75V76H86ZM91 75V76H90ZM178 75V73L176 72V71H174V74H173V71H168L167 72V76H168V78L174 83H172L173 85H178V84H181L180 83V81H178V78H176V77H178L177 76ZM23 76H24V78H23ZM33 76V77H34ZM257 78L255 79H253L252 81H247V83H240V82H238V83H232V84H230L229 82H226V83H223V87H221L220 86V84H218L219 86H214V88L216 87V88H218L217 90H211L210 92H209V94H212L211 96L212 97H215V98H213V99H218V98H222L220 101H219V103H217L216 101H218L217 99H216V103L215 102H213V103H211V105L210 104H206L207 105V107H206V112H208V113H205V115L206 114H209L211 111H210V109H209V107H211V110L212 109H214V110H212V112L214 111H216L215 112V115H216V121H217V119H220V121H221V119H222V126H227L228 127V125L229 126H231V127H228V128H226V129H223V128H225V127H222V129H220L218 126H219V123H221V122H211L212 120V118H209L208 120H210V122L212 123L211 125H212V128H213V126H216L217 127V129L219 128L220 130V132H222V134L216 129V131H214V133L217 135V137H216V135L215 134H212V132H211V135H209L211 138H209L208 137V139H210V141H211V139H212V137L214 138V136L216 137V138H214V143H215V141H216V139H218V132L220 133L219 135H221L220 136V139H221V137H222V135L224 134L223 132L225 131V137H226V135H228L227 133H229V132H231L232 130H234L235 128H237L236 126H238L241 122V118L242 117H244L245 115H247V114H250V112H246V113H243V111L245 112L246 110H241L242 108L241 107H237V105L236 104H238V101H239V99L240 98H245L247 101H244V104L246 105L247 103H249V102H251L252 104H250L251 106H255V108H253L252 107V109L256 112V113H259L264 107H262V105H260L259 106V104H261L260 102H259V98L260 97H262V96H260V97H258L257 99H255L254 97H255V94H257L258 93V90H259V93L261 94V92L260 91H263L264 90V85H263V82H264V79H262V78H264V74L263 75H261V76H256ZM79 79H80V81L81 82H79ZM90 79V80H89ZM262 80V81H261ZM24 81V82H23ZM97 82V83H96ZM245 82V81H244ZM261 82V83H260ZM61 83H63L62 81H60V79H58V78H53V80H48V82L46 83V87L49 89H52L53 91H52V94H53V92H54V88H57V90H59V86L61 85ZM81 83H82V85H81ZM259 84V85H258ZM49 85V86H48ZM173 86L175 89H176V87H178V86ZM62 86L63 87H65V85H64V83L60 86L61 88H62ZM90 86V87H89ZM23 87V88H22ZM44 88L43 90H46L47 88ZM100 87V88H99ZM180 87V86H179ZM21 88H22V90H21ZM61 88H60V90H61ZM262 88V90H260ZM46 90V91H49V90ZM177 89H179V88H177ZM42 90V91H43ZM224 90H226V91H224ZM229 90V91H228ZM56 91V90H55ZM101 91V90H100ZM231 91V92H230ZM257 91V92H256ZM50 92V91H49ZM59 94H60V92L59 91H57ZM103 94H104V97H106V99H111V101H114V102H116V103H118L119 105H120V109L119 110H117V112L113 115V116H109V115H107V116H105L106 114L104 113V116H103V114L102 113H99L100 115H97V116H94V118L93 119H91L93 116V114H95V113H91L90 112V110L88 109V108H86V105H79L78 103L76 104L75 102L74 103H72V105H73V107H75L74 109H70V107H69V113H70V116H74V115H71L72 113L71 112H74V113H78V110L79 109H77V107H81L82 108V112L80 113V116L82 115V113L84 112V114L83 115H85V116H81L82 118H80L79 119V116H78V119H75V120H73V122H75V123H73L72 121H70V123L68 122V124H66V123H64V122H55V124L53 123L51 126H49L50 127V129L52 128V131H50L52 134H49L48 132H44V135L46 134L48 137H46V135H45V139H46V141H48L47 143H45L44 142V140H43V138H44V136H43V138L41 137L40 138V143L38 142H36L37 144H39L40 146H41V148H39V150L41 149L43 152H40V153H38L39 155H37L35 152V155L33 154V152H32V154H33V156H34V159L36 158V160H35V162L37 161V162H39L38 164H36V165H38L39 166V168H40V170L41 171H36V173L38 174L39 172H41V174L43 175H45V177L43 176L42 178H47L48 177V180H50L49 182H53V181H57L58 180V184H61V185H64V187H65V184L68 182V181H70V180H68V179H71V180H74V181H70V185L69 186H66L65 188H67V187H69L70 189H73V191H76V192H79L80 194L83 192V194H82V196H84V197H86V199H88L90 202H91V200H93L91 203L93 204V207H92V209L89 211V212H82V210H80L79 208H77V207H75V209H73L74 210V213L72 212L73 210H69V212H67L66 210V208L63 206V205H61V206H59L58 208H55V207H53L51 204L49 205L48 203H44V202H42V203H39V204H33V203H27V205H24V204H22V203H20L18 200L20 199V198H18V195H19V193H27L28 194V192H30V190L32 191H34L35 190V188H36V193H37V190H38V193L40 194V195H43L42 193H40V192H44L45 191V189H43L42 190V188H40V186H39V184L37 185V183L35 184L34 183V181L33 182H31L32 180H30V179H28V178H25L23 181H20V183H21V185H20V183H19V185L20 186H18V184L16 183V187H15V185L14 186H10L7 182H4V181H2V182H0V206L2 205V207H3V209L1 208L0 209V211L2 210H4L3 211V213H7V212H9L8 210H10V211H15L18 215L19 214H23L24 213V215H26L27 216V218H28V222H41V221H43L44 219L45 220H47V219H51V218H53L54 216L53 215H57L56 213H58V212H63V214L64 213H67L66 215H68L69 216V218L70 219H72V218H75L74 220H75V223L76 222H78L79 224H80V222H82L81 224H80V226H78V224H76V226H78V227H76L77 228V232L79 233V234H81V235H83L84 237H86V238H88L89 239V242H90V245H91V247H92V250H93V253H89V252H82L80 255H79V258H78V264H110V262H108V261H110V259H108V255H107V252L104 250V248L105 247H110V248H116L117 246H118V244H119V242H118V240H117V237L114 235L115 233H113L111 230H108V228H106L107 227V222H113V221H115L114 219H115V217H112V216H115L116 214V218L117 217H121V216H118V214H122V216H123V213H121V211H120V213H118V210L120 209V207H123V209H124V205H123V197L121 196V194H116L115 192H114V190H108V191H106V192H104V193H102V194H97L96 195V193L94 194V195H92V196H90L89 197V195H90V193H91V191L89 192V189H91L92 187H91V183H92V186H94L95 184V178L94 179H91V178H93V177H90V178H79L77 175H76V173H74L75 172V169L77 168V166H79V165H81L82 163H81V161L83 160V162H87V161H89V160H87V159H90L91 160V158L92 159H94V158H96V156H94V155H96L95 153H93V152H97V154H98V152L99 153H101L100 151L101 150H103V148L101 149V150H99V148H98V146H101V145H103V146H106L107 145V147H113V148H111L110 149V151L109 152H114L112 155H109V153H108V156L109 157H111V158H113V162H114V164H127L128 163V165H132L133 164V162L132 161H130V160H124V158H122L121 156H122V151H123V149H125L124 147L123 148H121L122 146H118V143L117 142H115V140H126L127 138H128V140H130L131 142H134V143H137V141L138 140H145L146 139V136H148L149 134V136H159V134H156V133H159L158 131L159 130H155L156 128H159V126H158V124H156V123H158V121L160 120L161 122H162V120L161 119H164L165 117H164V114L166 115V117L168 116H170L171 115V111H174L173 109L175 108V107H173L172 106V104L173 103H170V101L172 102L173 101V96H174V94H173V92L172 91H170V92H172V93H170V92H164V93H162V91L160 92V95L162 94V96H163V101H165V102H163V101H161V98L159 99H155V102H157V100H159L160 102H161V104L162 105H164V103H166L167 102V104H169L170 103V105H168L169 107H168V109L170 108V109H172L171 111H170V109H169V113H167L166 114V112L164 113V114H162V112H164L166 109H163L164 108V106H166V105H164V106H162V109H163V111L162 112H160L162 109H160V111L159 110H155V111H151V106H150V108L148 109H146V108H141L140 106H138L137 104H133V105H131L130 103H128V102H126L125 101V99H122L121 98V96L119 95V94H110V93H107V92H105V91H101ZM42 94V95H40V94ZM39 93H37V94H34L32 97H31V103H29L28 105L30 106H26V107H24L26 110H27V112L28 111H30L32 108V105H34L33 103H38V102H40V100H42V99H44V98H42V97H44V96H46L45 98H48L47 97V95L46 94H48L49 95V93H46L45 91H44V94L45 95H43V92H39ZM58 93H56V94H58ZM107 93V94H106ZM253 93H255L253 96H252V98H251V94ZM263 94H264V92H262ZM208 94V95H209ZM40 95V96H39ZM50 95H51V93H50ZM53 95H55V92H54V94ZM159 95V91L156 93V98H157V96ZM159 95V97H162V96H160ZM169 95V97H170V95H172L171 96V98H169V99H167V100H169V102L166 100V98L167 97H165V96H168ZM262 95V94H261ZM41 97L42 99H37V97ZM210 96V95H209ZM210 96V97H211ZM108 97V98H107ZM231 97V98H230ZM236 97V98H235ZM240 97V98H239ZM239 98V99H238ZM242 98V99H243ZM254 98V99H253ZM262 98H264V96L262 97ZM261 98V99H262ZM172 99V100H171ZM229 99V100H228ZM242 99H240V101L242 100ZM255 100V101H251V100ZM211 100V99H210ZM244 100V99H243ZM262 100H264V99H262ZM118 101V102H117ZM212 101H214V100H212ZM12 102V101H11ZM159 102V103H160ZM163 102V103H162ZM233 102V103H232ZM155 105H156V103H154ZM158 104V103H157ZM215 104H217V105H215ZM221 104H223V106L221 105ZM263 104V103H262ZM72 105H71V107H72ZM135 105H137V106H135ZM154 105V106H155ZM210 105V106H209ZM214 105V106H213ZM264 105V104H263ZM7 106H9V105H7ZM157 106V105H156ZM158 106H160V105H158ZM217 106V107H216ZM72 107V108H73ZM138 107H140V108H138ZM213 107V108H212ZM9 107H7V109H8ZM23 108V109H24ZM80 108V109H81ZM155 108V107H154ZM157 108V107H156ZM217 108V110H218V112H217V110H215ZM235 108L237 109V108H241V109H238L237 111L235 110ZM260 108V109H259ZM23 109H21V110H19V112L20 113H22V110ZM24 109V110H25ZM86 109V110H85ZM143 109V110H142ZM153 109V108H152ZM225 109V110H224ZM23 110V111H24ZM25 110V111H26ZM154 110V109H153ZM175 110H176V108H175ZM210 112H209V111ZM222 111V112H219V111ZM23 112L24 114L26 113V112ZM88 111V112H87ZM120 111V112H119ZM263 111H264V109H263ZM89 113V114H87V113ZM92 112H94V111H92ZM96 113H98V111H95ZM100 112V111H99ZM211 112V113H212ZM226 112H227V115H226ZM230 112V115L228 114ZM255 112H253V113H255ZM173 113V112H172ZM216 113H219V115L218 114H216ZM79 114V113H78ZM151 114V115H150ZM162 114V115H161ZM231 114L233 115V117L231 118V120L235 117V118H238L239 119V117H240V120H238V119H236V121H239L240 123L238 124V125H236V126H233V125H230L231 123L230 122H226L227 121V118H229V120H230V117H231ZM241 114V115H240ZM259 114H262V112H260ZM89 115V116H88ZM102 115V116H101ZM222 115V116H221ZM255 115H257V114H255ZM77 116H75V117H77ZM159 116V117H158ZM210 116V115H209ZM208 116V117H209ZM213 116V115H212ZM90 117V118H89ZM95 117H97L96 119H95ZM164 117V118H163ZM220 117V118H219ZM73 118V117H72ZM85 118V119H84ZM89 118V119H88ZM1 119V118H0ZM101 121H100V120ZM135 119H137V120H135ZM143 119V120H142ZM167 119V118H166ZM165 119V120H166ZM207 120V121H208ZM235 120V119H234ZM234 120H232V121H234ZM0 121H2V120H0ZM79 121V122H78ZM153 121V122H152ZM235 121V122H236ZM15 122V121H14ZM14 122H12V123H14ZM143 122V123H142ZM161 122H159V123H161ZM234 122V123H235ZM154 123H155V125H154ZM226 123H229V124H226ZM89 124V125H88ZM92 124V125H91ZM95 124H97V125H95ZM13 125V124H12ZM147 125V126H146ZM14 126V125H13ZM221 126V125H220ZM94 127H96V128H94ZM154 127V131H152V128ZM167 127V126H166ZM166 127H164L163 129L165 130V131H163V129H161L160 130V133L162 134V132H168L169 133V130H167L168 128H166ZM233 127V128H232ZM69 128V129H68ZM74 128V129H73ZM232 128V129H231ZM240 128V127H239ZM239 128H237V129H239ZM242 128V127H241ZM73 129V130H72ZM214 130V129H213ZM111 131V132H110ZM156 131V132H155ZM218 131V132H217ZM229 131V132H228ZM239 131H240V129H239ZM110 132V133H109ZM140 132V133H139ZM152 132L154 133V134H152ZM99 133H100V135H99ZM107 133V134H106ZM21 134H23V133H21ZM25 134V133H24ZM72 134V135H71ZM98 134V135H97ZM144 134V136H145V139H142V135ZM167 134V133H166ZM20 135V134H19ZM70 135V136H69ZM98 136V137H97ZM7 137H8V140H7ZM7 137H2V142H1V144H4V141H5V144H6V142H7V144H9L10 142H11V145H12V141H13V143H15V145L17 144V140L19 139V137H17V139L15 138V140L13 139V138H11L10 136H7ZM23 139L22 140H20V142H21V144H20V142H19V144L20 145H22L23 147H25L26 146V148L27 147H29L31 150L30 151H32L33 150V146L34 145H30L29 143H28V141L26 140V139H24V137L25 138H27V136L25 135H22L21 136ZM69 137V138H68ZM112 137V138H111ZM223 137H224V135H223ZM228 138V137H227ZM4 139V140H3ZM138 139V140H137ZM220 139H218V141H217V146H218V148H216L215 147V149L213 148L214 147V145L213 146H211V144H212V142H211V144H209L208 145V147H206L207 146V144L208 143H210V141H206V139H205V141L203 142V144H202V146H201V149L200 150H198L197 152H200L199 154H200V156H199V154L197 153L196 155H194V156H192L193 154H189L191 157H200L199 159H197L196 157V160L193 162V163H195V164H192V165H198L199 166V164L203 161L201 158H203L204 157V155H202V154H205V152H203L202 150H204V147L205 148H207L206 150H204V151H207L208 149H209V154L211 155V158L210 159H212V156H214V154H213V152L214 151H216V152H214V153H217V151H219V149H220V144L221 143H219L218 144V142H221L222 141V139L220 140ZM225 139V138H224ZM229 139V138H228ZM10 140V141H9ZM93 140V141H92ZM127 140V141H128ZM166 140V139H165ZM220 140V141H219ZM227 140V139H226ZM27 141V142H26ZM39 141V140H38ZM100 141H104L103 143L102 142H100ZM164 141V140H163ZM202 141V140H201ZM213 141V140H212ZM95 142V143H94ZM228 142V141H227ZM226 142V143H227ZM85 143H87V144H85ZM107 143V144H106ZM110 143H116V145H117V147H115V146H113L112 144L111 145H108V144H110ZM4 144V145H5ZM78 144V145H77ZM106 144V145H105ZM206 146H205V145ZM225 144V143H224ZM223 144V145H224ZM232 144V143H231ZM10 144H9V146H11ZM14 144L12 145V148L15 146ZM233 145V144H232ZM17 146V145H16ZM69 146H71V147H69ZM214 149L213 151H212V148ZM229 146H231L230 144H229ZM228 146V148H232L231 150L233 151V147H235V146H232V147H229ZM46 147H48L47 149L48 150H46ZM83 147V148H82ZM118 147H120V148H118ZM210 147V148H209ZM15 148V147H14ZM20 148V147H19ZM37 148V147H36ZM80 148V149H79ZM82 148V149H81ZM187 148V147H186ZM185 148V149H186ZM35 149V148H34ZM90 149V150H89ZM97 149V150H96ZM175 149V148H174ZM181 149V148H180ZM180 149H178L179 151H180ZM185 149H182V151H180V154H182V152H183V150H185ZM216 149H218V150H216ZM20 150V149H19ZM28 150V149H27ZM35 150H37V149H35ZM39 150H38V152H39ZM77 150V151H76ZM116 150H118V151H116ZM177 150V151H178ZM34 151V150H33ZM45 151H48V152H45ZM173 152H175V151H173ZM192 152V151H191ZM202 152V153H201ZM211 152V153H210ZM225 152V151H224ZM222 153V150L218 153V154H216V156H215V158H214V160H216V158H217V160H219V158L221 159V158H223V154H228V153H230L229 155H231V153H233V152H225V153ZM19 153H20V156L22 157V159L24 158V157H29L28 155L26 156V151H25V149H23V148H21V150L19 151ZM85 153H86V155H85ZM93 153V154H92ZM106 153V151H103L102 152V155L103 154H105ZM185 154L187 153V150H186V152H184ZM184 153L182 154V156L184 155ZM207 153V152H206ZM221 153V154H220ZM31 154V153H30ZM114 154H116L115 156H114ZM179 154V153H178ZM188 154V153H187ZM186 154V155H187ZM208 154V153H207ZM207 154H205L206 156H205V158L207 157V159L209 158V154L207 155ZM41 155V156H40ZM82 155V156H81ZM118 155V156H117ZM173 155L174 156H176L174 153H173ZM186 155H184V156H186ZM229 155H225V158H227V160L228 159H230V158H228V156ZM24 156V157H23ZM66 156V157H65ZM69 156H71V157H69ZM73 157V158H72ZM75 157V158H74ZM178 157H181V156H178ZM190 157V158H191ZM33 158V157H32ZM49 158V159H48ZM65 158V159H64ZM70 158V159H69ZM83 158H86V159H83ZM175 158H177V157H175ZM187 158V157H186ZM185 158V159H186ZM205 158H203L204 160H205ZM225 158L224 159H221V162L223 161V160H225ZM34 159H31L32 161H34ZM72 159H75V160H72ZM192 159V158H191ZM206 159V161L204 162V163H207L206 165H208V166H210V162H212L210 159H208L207 160ZM25 161H27V159H24ZM30 160V159H29ZM66 160H67V162H68V164H67V162H66ZM79 160V161H78ZM116 162H115V161ZM122 160V161H121ZM178 160L179 159H175V161H177L178 162ZM189 160V158L188 159H186L185 161H188ZM198 160H199V162H198ZM50 161V162H49ZM172 161H174V160H172ZM181 161H182V159H181ZM28 162V161H27ZM35 162H34V164H35ZM71 162V163H70ZM78 164H77V163ZM124 162V163H123ZM140 162V161H139ZM216 162V161H215ZM218 162V161H217ZM220 162V160H219V162H218V164L219 163H221ZM29 164L30 163H32V162H28ZM80 163V164H79ZM181 163V162H180ZM183 163V162H182ZM181 163V164H182ZM188 163V162H187ZM213 163H214V161H213ZM34 164H32L33 166H34ZM71 164V165H70ZM76 164V165H75ZM86 164H88V163H86ZM186 164V163H185ZM31 165V166H32ZM42 165V166H41ZM83 165V164H82ZM133 165H135V164H133ZM178 165H179V163H178ZM186 165H188V164H186ZM185 165V166H186ZM200 165H202V163L200 164ZM170 166L172 167V168H174V170L176 171V169L177 168H179L178 169V171H177V174H181V172H180V166H184V165H180L179 167L177 166V168H175V166H174V164H170ZM182 167V168H185V169H188L187 168V166L186 167ZM197 166V167H198ZM205 166V165H204ZM204 166H203V169H205L204 168ZM207 166V167H208ZM212 166V165H211ZM210 166V167H211ZM43 167V168H42ZM54 169H53V168ZM194 167H196V166H194ZM206 167V168H207ZM200 168H202V167H200ZM199 168V169H200ZM66 169V170H65ZM190 169V168H189ZM188 169V172H190V171H192L191 169L189 170ZM195 169V168H194ZM198 169V170H199ZM203 169H202V171H203ZM208 170H204L203 172H209L210 170L209 169H211V168H207ZM196 170H197V168H196ZM182 171H184V170H182ZM185 171H187V170H185ZM182 172L183 174L184 173H186V172ZM55 172H57V174L55 173ZM66 174H65V173ZM180 172V173H179ZM194 173H196L195 171H193ZM203 172H201V173H203ZM60 173V174H59ZM62 173H64V175L62 174ZM201 173H198V174H201ZM46 174H48V175H46ZM177 174H175V175H177ZM187 175H189V173H186ZM186 174H184L183 176H186ZM190 174H192V173H190ZM204 174V173H203ZM182 175V174H181ZM181 175L180 176H178V178L179 177H181ZM49 176H58V177H56V179L54 178V177H50L49 178ZM64 176V177H63ZM69 176V177H68ZM181 177L182 178V182L184 181V177ZM195 176V175H194ZM200 176V175H199ZM190 177H192V176H190L189 175V178ZM51 178H54L53 180H51ZM64 178H68L67 180L68 181H66V182H64ZM197 178H198V176H197ZM27 179V180H26ZM44 179H43V181H44ZM63 179V180H62ZM186 179V178H185ZM30 180V181H29ZM78 180V184H74V182L75 181H77ZM82 180V181H81ZM85 182H84V181ZM25 181V182H24ZM88 181V182H87ZM186 181V180H185ZM189 181V180H188ZM23 182V183H22ZM44 182H48V181H44ZM43 182V183H44ZM253 183H252V185H251V190L252 189H256V187L258 186V184H257V182L255 181H252ZM56 183V182H55ZM63 183H65V184H63ZM184 183H186V182H184ZM191 183V182H190ZM190 183H186V184H190ZM24 184V185H23ZM34 184V185H33ZM45 184V183H44ZM68 184V183H67ZM81 184H83V185H81ZM179 184L181 185V186H186V184L185 185H183V184H181L180 182H179ZM43 185V184H42ZM73 185V186H72ZM80 186V187H79ZM139 186V187H138ZM141 185H140V183H139V181L137 182V180L136 179H131L130 181H129V183H128V186H127V191L130 193V192H132V193H135V191L137 192V191H140L141 189H143V187L141 188L140 187ZM9 187V188H8ZM45 186H43V188H44ZM90 187V188H89ZM68 188V189H69ZM80 188H82V190L80 189ZM86 188H88V192H89V194L87 195L86 193L87 192H85V191H87V190H85ZM141 188V189H140ZM183 188H185V187H183ZM27 189H28V191H27ZM247 189H249V188H247ZM85 190V191H84ZM32 191V192H33ZM85 192V193H84ZM37 193V194H38ZM45 193V192H44ZM18 194V195H17ZM31 194V193H30ZM34 194V193H33ZM80 194H78V195H80ZM92 194V193H91ZM12 195V196H11ZM117 195H119V196H117ZM2 196H4V197H2ZM88 196V197H87ZM95 198V199H94ZM105 199H113L114 200V204H115V207L114 208H116L115 209V213H113V214H111V212H114L113 211V209L112 210H109L110 211V213H109V211H108V209H106V206L104 205V203H105ZM118 199V200H117ZM104 201V202H103ZM5 202H6V204L7 203H11V202H17V203H11V206H6V204H5ZM44 203V204H43ZM103 203V204H102ZM134 203V202H133ZM3 204H5L4 206H3ZM8 205V204H7ZM121 205H123V206H121ZM129 205V204H128ZM127 205V206H128ZM10 209H9V208ZM27 208V209H25V210H27V211H25L24 212V208ZM33 207V208H32ZM43 209H42V208ZM64 207V208H63ZM119 207V208H118ZM131 207H133V206H131ZM135 207V206H134ZM133 207V208H134ZM5 208V209H4ZM18 208H20V210L18 209ZM35 210V212H34V210ZM39 209H40V211H39ZM125 209H127V207H126V205H125ZM199 209V208H198ZM210 209H212V208H210ZM217 208H215V210H216ZM117 210V211H116ZM128 210H129V212H128ZM132 209L131 208H129L128 207V209H127V211L125 212V210H123V212H125L124 214H125V216L124 217H128L129 216V213H131L130 211H131ZM134 210V209H133ZM194 210H197V208H193V206H190V207H185V208H183V209H181L179 212L176 210H174L175 212H178V213H180L179 215H181V213L182 214H185V216H183V220H184V222H186V224L187 225H189V222H197L199 219H197L196 217L197 216H199V218H200V216L202 217H206L207 215H209L210 214V212H213L214 213V211H212V210H209L208 212H209V214H206V216H204V215H202V214H205L206 212H203V210H199L198 211V215H196V217H194L193 218V216H194V214L196 213V211H194ZM207 210V209H206ZM213 210H214V208H213ZM219 210V208L217 209V211ZM6 211V212H5ZM182 211V212H181ZM195 213H194V212ZM216 211V212H217ZM14 212V214H16ZM33 212V213H32ZM81 212H82V214H81ZM174 212V213H175ZM215 212V213H216ZM37 215H36V214ZM44 213V214H43ZM84 213H85V215H84ZM127 213H128V215H127ZM213 213L211 214V215H213ZM214 213V214H215ZM0 214H1V212H0ZM52 214V215H51ZM60 214V213H59ZM127 215V216H126ZM210 215V216H211ZM82 216L84 217V218H82ZM131 217L133 216V214H131L130 215ZM152 216H154V218L156 217V214L155 213H153V215ZM209 216V220H210V217ZM77 217V218H76ZM112 217V218H111ZM131 217H129V218H131ZM202 217V218H203ZM208 217V216H207ZM207 217H206V219H204L202 222H206V220H207ZM23 218L24 219H27V218H25L24 216H23ZM61 218H62V216H61ZM111 218V219H110ZM123 217H121V219H116V220H124V219H122ZM128 218V219H129ZM65 219V218H64ZM110 219V220H109ZM195 219H197L196 221H195ZM31 220V221H30ZM81 220V221H80ZM112 220V221H111ZM186 220V221H185ZM133 220H132V218L130 219V221H127L126 220V222H132ZM208 221V220H207ZM124 222H125V220H124ZM198 222H201V220H199ZM252 225H257V224H255V223H251ZM106 225V226H105ZM252 225H248V226H246V228H247V230H249V226H251L252 227ZM250 227V228H251ZM244 231H246V229H244ZM244 231H243V229L236 235V237H235V239L233 240V241H231V242H229V243H226V244H228L227 246H224V249L225 250H223L224 251V253H226V252H228L227 254H229L230 253V251L232 252L233 251V249H234V247L237 245L236 243H237V241H238V239L239 238H241L245 233H244ZM112 232V233H111ZM244 233V234H243ZM142 238V237H141ZM142 239H144V237L142 238ZM104 242H107V244L108 245H106V243H104ZM111 242V243H110ZM114 242V243H113ZM103 245V246H102ZM149 247H150V249H149ZM228 248V249H227ZM149 249V250H148ZM257 249V248H256ZM256 249H254V250H252L251 251V253H250V256L247 258V260L246 261H237V262H234V263H230V261H229V259H228V257L227 258H225L224 260H223V262H222V264H251V261L253 260V257H254V254H256ZM135 251V252H134ZM143 251H145V252H143ZM145 253V254H144ZM154 253H155V249L153 248V246L152 245H146V246H144V247H141V248H138V250H131V253L129 254L130 256H126V257H123V258H121V259H119V258H117V260L118 261H115V262H113L112 264H117V263H119V264H141V263H138V261H139V258H140V260H141V258H142V260L144 259V258H151L153 255H154ZM107 255V256H106ZM126 258V260L124 261L123 259H125ZM127 258H128V260H127ZM108 259V260H107ZM136 259L138 260V261H136ZM81 261V262H80ZM122 261V262H121ZM140 262H142V261H140Z\"/></svg>","mask_w":264,"mask_h":264}]
</instances>
